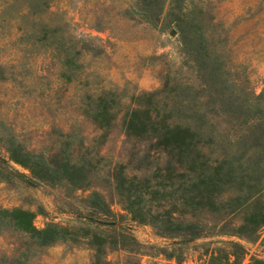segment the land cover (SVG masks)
Returning a JSON list of instances; mask_svg holds the SVG:
<instances>
[{"label": "rangeland", "instance_id": "rangeland-1", "mask_svg": "<svg viewBox=\"0 0 264 264\" xmlns=\"http://www.w3.org/2000/svg\"><path fill=\"white\" fill-rule=\"evenodd\" d=\"M27 1L0 0V207L29 209L37 227L55 222L72 234L40 244L0 224V264H264V225L241 235L232 229L240 213L201 211L193 218L200 234L165 235L130 217L112 177L119 165L142 176L163 163L148 139L125 133L122 117L135 95L160 90L165 100V89L187 86L207 100L213 84L193 57H219L229 90L257 95L263 109L247 121L214 102L211 154L234 149L242 135L264 137V0H186L181 8L165 0L154 22L132 10L136 0H45L36 13L23 12ZM189 38L208 56L191 51ZM104 91L115 97L108 128L87 112ZM3 131L31 152L67 146L74 160L88 158L89 182L37 179L8 157ZM93 191L109 210L90 203Z\"/></svg>", "mask_w": 264, "mask_h": 264}, {"label": "trees", "instance_id": "trees-1", "mask_svg": "<svg viewBox=\"0 0 264 264\" xmlns=\"http://www.w3.org/2000/svg\"><path fill=\"white\" fill-rule=\"evenodd\" d=\"M164 1L136 0L132 10L154 22ZM185 2L172 0L171 8H181ZM43 4L45 0H28L23 12L36 13ZM174 20L178 21V17ZM196 41L189 38L185 42L191 44V51L208 56L205 45ZM193 58L207 71L213 84L205 94L207 100L200 101L198 94L187 86L181 91L173 86L164 90L165 100L159 96L160 90L143 91L133 97L135 105L125 110L122 125L126 135L148 139L150 146L163 154V163L153 173L142 176L128 174L119 165L112 172L116 194L132 219L149 222L165 235L200 234L193 218L201 211L240 213L241 222L232 229L241 235H256L264 225L263 134L242 135L234 149L224 147L221 155L213 156L208 149L215 141L208 114L215 112L213 103L217 102L222 111L234 113L242 120L258 119L263 111L260 99L257 95L243 96L229 90L233 80L225 78L219 57ZM114 100L111 91H104L94 97L93 106L87 109L100 128L110 126ZM2 136L8 157L27 167L37 179L53 183L65 180L78 187L89 182L91 161L86 157L74 160L67 146L47 156L27 150L7 131ZM90 203L99 210H109V204L98 191L92 192ZM33 217V211L26 208L0 207V224L18 228L40 244L72 234L70 228L55 222L37 227ZM95 236L99 243L103 241ZM225 264L238 263L227 260Z\"/></svg>", "mask_w": 264, "mask_h": 264}]
</instances>
